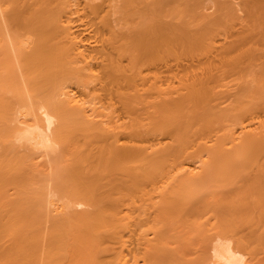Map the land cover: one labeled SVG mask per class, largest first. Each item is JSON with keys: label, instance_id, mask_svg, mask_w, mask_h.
Returning <instances> with one entry per match:
<instances>
[{"label": "bare ground", "instance_id": "1", "mask_svg": "<svg viewBox=\"0 0 264 264\" xmlns=\"http://www.w3.org/2000/svg\"><path fill=\"white\" fill-rule=\"evenodd\" d=\"M0 264H264V0H0Z\"/></svg>", "mask_w": 264, "mask_h": 264}]
</instances>
